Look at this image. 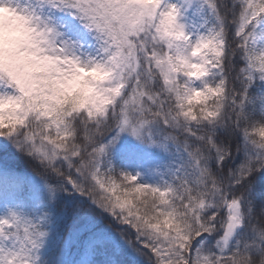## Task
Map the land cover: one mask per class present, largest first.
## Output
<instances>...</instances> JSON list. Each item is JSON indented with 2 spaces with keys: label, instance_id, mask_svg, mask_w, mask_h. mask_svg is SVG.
Wrapping results in <instances>:
<instances>
[{
  "label": "snow or ice",
  "instance_id": "1",
  "mask_svg": "<svg viewBox=\"0 0 264 264\" xmlns=\"http://www.w3.org/2000/svg\"><path fill=\"white\" fill-rule=\"evenodd\" d=\"M0 264H264V0H0Z\"/></svg>",
  "mask_w": 264,
  "mask_h": 264
},
{
  "label": "trees",
  "instance_id": "2",
  "mask_svg": "<svg viewBox=\"0 0 264 264\" xmlns=\"http://www.w3.org/2000/svg\"><path fill=\"white\" fill-rule=\"evenodd\" d=\"M128 152H135L138 154H143L146 152V149H144V148L138 146L137 144L133 143V141L130 138L125 137L122 140L121 145L117 149L116 160H117V163H121L124 166L131 169L135 166L136 160L135 159H128L127 158Z\"/></svg>",
  "mask_w": 264,
  "mask_h": 264
}]
</instances>
